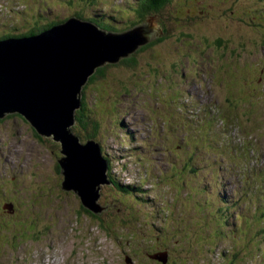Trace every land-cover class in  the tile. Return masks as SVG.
<instances>
[{
	"label": "rangeland",
	"instance_id": "obj_1",
	"mask_svg": "<svg viewBox=\"0 0 264 264\" xmlns=\"http://www.w3.org/2000/svg\"><path fill=\"white\" fill-rule=\"evenodd\" d=\"M40 1L44 2L45 0ZM129 2L135 3L136 1L129 0ZM0 3L2 9V11L0 9V36L4 32L17 35V32L13 29L14 27L19 29L18 33H24L27 31L26 27L31 28L33 26L32 23L34 19L25 14L23 8L17 10L19 6L18 2H13V0H0ZM247 4L250 6L254 5L252 0H244V3L243 0H174L168 4L162 14L163 17L170 20L168 30L171 33L166 35L168 37L171 34L181 33L182 29H188V22L181 20H183V18L189 19L192 12L193 19H195V12L197 13V17L202 21L195 24L196 29L194 30H198L199 32L196 33L207 38L209 43H214V40H216V38L213 39L211 35L217 36L218 34L216 33H219L217 30L223 32L219 34L224 36L222 40L225 44L229 43V40L225 41V39L231 38L234 41H238L239 36L243 35V42H245V44H243V53L240 50L241 56L229 53L231 50H237L235 44L231 42L225 49L221 47L219 60H217V53L214 49H209L207 53H212L211 56L206 55V57H199L197 60L199 64L197 65L196 52H200L198 47L201 45L202 40L200 42H191L187 39L182 40L183 38H181L182 41L177 43L176 39H178V37L176 39L173 37L166 41L164 45L155 47L154 49H156V51L145 52L146 56L158 53L162 56V59L157 54H155L154 57L150 56L147 58L144 61L143 69L141 70L140 68L137 72L138 79L135 78L132 81L133 87L129 91L125 89L121 90L123 87L118 86L119 84L117 85L118 87L114 85L112 81L113 75H110V72L107 73V77L111 81L109 84L110 87L108 86L105 90V88L98 85V83L90 87V98L94 99V102L98 98L100 99L98 102H95L94 108L101 107V109H98L99 115H103L101 118L103 121H106L105 124L107 127L108 124L112 127V129H110L111 132L104 126L100 129L92 130V134L89 132L92 135L91 139H93V136L98 138V140H100L102 136L105 137V142L102 143V146H104V154L105 151L109 152L114 160L121 158L122 164H127L128 171H126L120 163L112 160L109 161V157L105 155L108 161H105L107 164L106 173L110 176L111 173L114 174L113 176L118 179L116 181L122 186H130L133 190H136V193L140 197H132V199L137 203L144 200L143 204H150L154 207L157 206V201L151 197L153 194L151 185H149L151 189L148 187L149 191L145 198H143L142 194L137 192L139 189L137 185H135L136 183H133V181L137 180L135 176H146L145 167L138 163L135 164V159L128 156L137 146L134 136V134L137 133V127L134 126V117L137 116L135 113H133V115L129 111H125L124 107L122 109H116L117 103L124 96H131L134 94V98L137 99V105L142 104V110L148 109V111L157 115L158 110L165 112V108L168 107V104L173 103L178 98L180 92L188 82L196 78V73L201 67H213L217 65V69L221 64L226 63L225 70L233 74L234 77L237 78L238 72L242 69L246 74L244 64L242 65V63L244 62L247 65L248 61L253 59L261 60L263 58L261 52L264 51V48L260 47L258 44L249 46L252 44L250 39L254 38V33L243 34V24L245 25L244 28L248 30L253 29L257 31V33L259 32L255 24L247 21L248 18L253 19V17H255L253 9H247ZM84 5H87V2H76L74 6L65 5L63 2H60L58 6L52 5L50 7L48 4L38 6L37 10L50 21H64L67 18L76 16L78 12H81L82 8L87 10ZM103 9L108 10V4H96L91 10V13L99 15L102 13ZM16 14H18V17ZM119 14L121 16L124 15L121 12H119ZM90 16L89 14L88 18ZM246 17L247 19H245ZM31 19H33V21ZM212 20H216L218 23L224 25L213 24L214 22ZM117 21L120 22L121 20L118 19ZM82 22L86 24L89 23L88 20ZM254 22L262 25L258 21ZM123 24L124 22L121 21L120 27L123 28ZM212 28L215 30H212ZM101 30L105 31L104 29ZM111 33L115 32L111 31ZM208 36L212 40H209ZM260 42L262 45V40L256 43ZM145 45L138 48L134 53L120 59L118 62L104 63V66L115 64V67H111L114 68L113 72H117L120 79L124 78V81H126L128 76L129 78L133 77L135 73L130 74L127 68L121 71L120 61L131 58L138 50L145 47ZM228 57H230L229 60ZM173 60H176L175 66L172 69H168L164 63L173 62ZM124 64L126 63L124 62ZM206 69L211 72V68ZM124 74L127 76L125 77ZM90 76L88 78H90ZM240 77L243 78V71L240 73ZM135 83L138 84L135 85ZM85 85L86 84L82 87L81 98L83 95L87 98V86L85 89ZM236 86L239 91H235L231 94L230 102L236 117L243 118V84L238 83ZM103 88V92L100 93ZM117 108L119 107L117 106ZM133 108H135V106ZM79 110H81V108L75 110V124L69 129L72 131L73 135L83 143L86 137L85 130L80 127H75V125L78 126L76 112ZM125 114H127V116H125ZM10 115H14L15 117L9 118ZM10 115L0 119V161L2 160L3 167L6 170L3 176L9 179V182L14 183V186L16 184L18 185V188L8 191V196L10 199L18 201L17 205H14L15 212L18 211V214L23 212V214L19 215L17 222L13 221L9 213L6 214L5 218L8 217L9 224L16 225L20 230L23 228L24 231L22 230V232L26 233L27 229L33 232L27 233L34 237L40 247L43 245H45L46 249L48 247V249L53 247L51 249H53L54 252H58L61 247L52 245H55L57 241H59L60 244L68 246L69 251H74V260H79V262H83V264H151V262L147 260V258H149L147 255H153L151 258L159 259L162 261V264H169V262L172 264H226L229 262V258L224 253L229 251L226 248L227 243L224 242L223 239L212 238L210 232H207V230L211 228L209 225L188 226L187 223L192 222V215L187 217V214L192 212L191 208H194L196 213L203 214L207 209L206 202L201 199L204 197V192L200 191L198 194H194V190L189 186L186 187V190H183L184 188L180 186L179 175H175L174 179L170 177L169 182L171 185H163L161 189L173 195L176 193L172 205L165 202L163 210L171 215L166 216L162 223V231L160 226L151 228L148 225V227L144 226V222L137 224L139 221L131 219V215H135L136 219H140L141 217L143 219L144 217L142 215L144 213L142 212L143 210L138 208L139 206L135 207V205L130 204L129 200H126L127 202H124L125 204L115 201L117 205L114 209L108 207L98 215H102L100 218H103V222L97 219L95 220L93 216H90L91 214L87 213V210L81 207V199L77 193L73 190L65 191L61 188L64 175L61 174L59 170H56L58 168L57 165L60 164L57 159H62L64 156L60 152L61 147L53 149L54 142H51V138L40 137L28 121L23 117H19V114ZM161 120L162 122L167 121L165 113ZM246 121H248L247 117L244 119L245 126L248 125ZM132 126H134V128H132ZM118 130L125 133L126 137L122 136L123 134ZM101 132L102 134L100 136ZM181 134L182 133H178L177 136ZM213 137L216 139L222 138V136L218 134V130ZM87 143V140H85L83 145ZM58 144H60V142ZM12 159H17L19 162L14 172L12 171L14 168ZM164 167H167L165 163ZM168 171L167 169L163 172ZM130 174L132 175V179H129ZM151 174L152 177L155 178L153 172H151ZM151 182L153 185L155 184L154 180ZM99 187L101 188V190H99L101 196L97 200V204L100 207H105L108 201L114 200L110 196L104 197L107 190L106 184H101ZM165 191L161 192L163 196L166 195ZM116 208H118L120 212L126 213L124 216H121L123 219H131L126 220L134 226L133 235L137 237V239H141L139 237V235H141L140 231L146 234H149L151 231V236L147 234V243L142 241L144 244L142 245L141 243L140 250L136 243L130 245V241L128 240L129 246L127 245L126 248L128 252L125 253L126 249H124L120 243L122 239L119 241L117 240L119 236H117L115 229L119 231V228H111V221H108L111 216L115 215L114 210L116 211ZM1 216L4 217L3 215ZM29 219H31L33 222L32 224L37 227L32 226ZM4 222L5 219L3 222H0L1 243L4 242V238L9 237V234L14 236L17 240L18 235L11 233V230ZM129 223L127 226L128 228L131 226ZM47 224H49L50 227ZM46 225L48 226V230L43 229V226ZM117 225L120 226L122 230L126 229L122 227L123 223H117ZM132 229L133 228L129 230ZM11 246L13 247H5L7 248L6 252H0V255L8 256L10 253H14L17 249H15L16 244H12ZM25 253L28 254V250L25 251L24 254ZM47 257L48 255L45 259ZM232 260L233 264H243V262H247L244 255L240 258L234 257ZM58 264L69 263L67 261H60ZM228 264H232V262L230 261Z\"/></svg>",
	"mask_w": 264,
	"mask_h": 264
},
{
	"label": "water",
	"instance_id": "obj_2",
	"mask_svg": "<svg viewBox=\"0 0 264 264\" xmlns=\"http://www.w3.org/2000/svg\"><path fill=\"white\" fill-rule=\"evenodd\" d=\"M161 19L152 16L148 23L153 29L145 32L141 27L123 36L71 19L42 34L0 42V119L19 114L40 137L60 142L61 188L77 193L88 214L99 215L117 204H97L99 186L110 184L107 164L98 146L83 145L69 129L75 124V110L81 108L82 87L94 70L162 36Z\"/></svg>",
	"mask_w": 264,
	"mask_h": 264
},
{
	"label": "trees",
	"instance_id": "obj_3",
	"mask_svg": "<svg viewBox=\"0 0 264 264\" xmlns=\"http://www.w3.org/2000/svg\"><path fill=\"white\" fill-rule=\"evenodd\" d=\"M173 1L174 0H145L143 5L141 6V8H139V10L134 12L133 15H131L130 17H129L130 13L127 12V14H128L127 18H129V20L127 19L126 24H125V20L122 21V22H124V24H123L124 28L119 29V30H118V26L110 25L111 22L109 20L107 21V18H105V17H100V19L95 20V18H93L94 15L91 13V9H89V8H87V10L82 9L81 12H78L76 14V16L78 18L84 20V21H87L90 19L89 21L94 22L98 27H100L101 29H104L105 31H110V32L115 31L116 33H124V32H128V30H130L132 27H136L137 25L141 26V24L147 20L148 16H154V17L156 15L161 16L163 14L165 8L168 6V4H170ZM71 4H73V3H71ZM89 14L91 16L88 18ZM194 14H195V19H193V12H192L189 16V19L183 18V20H181V21L185 20L186 22H188V29H185V30L182 29L181 33L171 34L169 37L166 35L168 33H171L167 29V26H168L170 20H167L165 17H163V19H161L159 21L161 28H162V30H161L162 36L152 40L149 44L145 45V47L138 50V52H136L131 58H126V59H123L122 61H120L119 64H121V67H120L121 71L123 69L127 68L129 70L130 74L135 73V76L130 77V78L128 76L126 81H124V78L120 79V76L118 75V73L113 72L114 68H111V67H115L116 66L115 64H108V65L100 67L94 71V73L89 78L90 81L87 84V98H86V96L83 97L82 108H81V110L76 112L78 126L75 125V127L76 128L80 127V128H83V130H85L86 137L84 139L87 140V142H88V140H94V141L101 143V141L103 142L105 140V137H103V136L101 137L100 140H98V138H95L94 136H93V139H91L92 138V135H91L92 130L100 129L103 126L106 128V124H105L106 121H103L101 118L103 115H99V113H98V109H101V107H95L94 108V106H95L94 99L90 98L89 94L91 91L90 87L96 85L97 83H98V85L104 87L105 90H106V88H108L111 81L107 77V73L110 72L111 73L110 75H113L112 81H113L114 85L117 86L119 84L118 86L123 87L121 90L125 89V90L129 91L133 87L132 81L135 78L138 79L137 72L140 70V68H141V70L143 69L142 67H143L144 61L147 58H149L150 56L154 57L155 54H157L162 59V56L159 55L158 53L150 54V55L146 56L145 52L153 51V50L156 51V49H154L155 47H159V46L164 45V43L166 41H168L169 39H172L173 37H175V39L178 37V39H176L177 43L184 40V39H187L191 42H193V41H199L200 42L202 40L201 45H203L204 51L207 52L209 49H214V51L217 53V55L220 54L219 52L221 51L220 50L221 47H223L225 49L226 46H229V44L231 42H233L235 44L237 50H231V52H229V53L236 55V56L237 55L241 56L240 50L243 53V47H244L243 44H245V42H243V35L239 36L238 41H234L231 38L225 39V41L229 40V43L225 44L222 40L224 36L219 34V33H223V32L217 30V32H219V33H216V34H218L217 36L211 35L213 37V39L216 38V40H214V43H209L207 38H204L203 35H198L196 33V32H199L198 30H194V29H196L195 24L198 22H202L200 20V18L197 17V13L194 12ZM123 18H125V16ZM33 19H34V21H33ZM33 19H31L33 21V23H32L33 26L31 28L26 27L27 28L26 33L24 32L22 34H19L18 33L19 29L14 27L13 29L17 32V35L4 32L2 34V37H0V38H2L4 40V39H9V38H18V37L20 38V37H24V36H31V35H35V34L41 32V31H45L46 29H50L51 27L56 26L58 24L57 21H50V20L46 19L45 16L39 12H37V14H35L33 16ZM212 21L214 22L213 24L224 25V24L218 23L216 20H212ZM244 26L245 25L243 24V34L244 33H250V34L254 33L253 34L254 38L250 39L252 41V44L249 46H252L254 44L255 45L258 44V45H260V47L264 48V31L261 30L260 26H258V29H259L258 33H257V31H254L253 29L248 30L247 28H244ZM216 29H218V28H216ZM212 30H215V29L212 28ZM181 38H183V39L181 40ZM208 39L212 40L209 38V36H208ZM259 40L263 41L262 45H261V42L256 43ZM234 49H235V47H234ZM153 52H151V53H153ZM124 62L126 64H124ZM164 64L167 68H171V67L175 66L176 60H173V62H169V63L167 62ZM118 65H117V67H118ZM124 76L126 77L127 75L124 74ZM106 79H108V80H106ZM137 84L138 83H135V85H137ZM104 88L102 89V91H100V93L103 92ZM86 99H87V101H86ZM91 101H93V102H91ZM13 116L14 115H10L9 118H11ZM19 117H21V116L19 115ZM89 132H91V134ZM101 134H102V132L100 133V136H101ZM85 140L83 141V143L82 142L81 143L84 144ZM51 142H54L53 143V146H54L53 149L61 147V144L56 143V141L51 140ZM99 150H100V156L103 160H106L107 157H109V161L112 160V161L118 162V159L114 160L111 153L105 151V154H104V146H102V144L100 145ZM105 155H107V157ZM57 166H58V168L56 170H59V172H61V174H62L61 165L58 164ZM113 175L114 174H112V173H111V176L109 174H107L108 182L110 184L107 185V190H106V194L104 195V197L110 196L111 198H113L114 201H116V202L121 201L120 203H124L125 201H122V200L132 201V197H138L139 196L136 193V191H133L132 189H130V187L122 186L119 182H117L116 180H118V179L116 177H114ZM111 184H113V185H111ZM129 190H131V191H129ZM110 202H112V201H110ZM137 204L140 206V203H137ZM132 205H133V202H132ZM82 208H84V207H82ZM149 208L153 209L154 207L152 205H149ZM85 210H87V209H85ZM117 210H118V208H116V211L114 210L115 215L111 216V218L108 220V221H111V228L112 227H114V229H115V227L119 228V231L115 229L117 236H119V238L117 240L119 241L120 239H122V242H120V243L124 247V249L127 248V245L129 246L128 242L130 241V245H133L134 243H136L138 245L139 250H140L142 241H144V243H147L146 237H148V235L151 236V231L149 234L147 233L148 235L146 233L140 231L141 235H139V237L141 239H137V237H134V235H133L134 226H132L126 219H128V220L133 219L134 221H139V222H137V224L144 222V226L148 225L151 228H153V226L148 221H145L144 218L142 219V217L141 218L139 217L140 219H138V218L136 219L135 215H131V217H130L131 219L130 218L123 219L121 216H124L126 213L120 212L119 210L118 211ZM90 213L94 219H98L101 222L104 221L103 218H100L101 216L99 217L98 214H95L93 211ZM127 213H130V212H127ZM121 222L123 223L122 227H125L126 229L122 230V228H120V226L117 225V223L122 224ZM128 223H129V225H131L129 228L127 227ZM144 226H143V228H144ZM131 228H133V229L129 230ZM109 230H111V229H109ZM112 232H113V230H112ZM134 234H135V232H134ZM144 243H142V245ZM127 252H128V250L126 249L125 253H127ZM147 256L149 257V258H147V260L149 262H151V264H162V261H160L159 259L151 258L153 255L152 256L147 255ZM169 264H172V263L169 262Z\"/></svg>",
	"mask_w": 264,
	"mask_h": 264
},
{
	"label": "bare ground",
	"instance_id": "obj_4",
	"mask_svg": "<svg viewBox=\"0 0 264 264\" xmlns=\"http://www.w3.org/2000/svg\"><path fill=\"white\" fill-rule=\"evenodd\" d=\"M45 16V15H44ZM75 17V19L76 18H78L77 16H74ZM55 28V26H53V27H51L50 29H46L45 31H41V32H39V33H37V34H35V35H38V34H42V33H45V32H47V31H50V30H52V29H54ZM26 33V32H25ZM19 34H22V33H19ZM31 36H33V35H31ZM25 37H29V36H24V37H18V38H9L8 40H16V39H21V38H25ZM0 42H2V40H0ZM53 140V139H52ZM136 188V187H135ZM17 191H19V190H17ZM136 191V190H135ZM100 217V216H99ZM96 220V219H95ZM98 220V219H97ZM36 223V222H35Z\"/></svg>",
	"mask_w": 264,
	"mask_h": 264
}]
</instances>
